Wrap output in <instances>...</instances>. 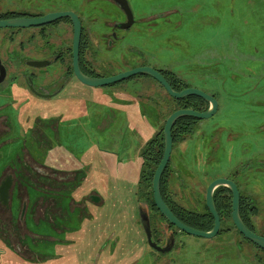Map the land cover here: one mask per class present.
Segmentation results:
<instances>
[{"label": "rangeland", "instance_id": "obj_1", "mask_svg": "<svg viewBox=\"0 0 264 264\" xmlns=\"http://www.w3.org/2000/svg\"><path fill=\"white\" fill-rule=\"evenodd\" d=\"M127 1L137 22L124 31L126 36L118 45L107 49L102 35L109 28L104 22L115 18L117 11L108 1L92 0V12L94 5L96 11L92 23L85 25L86 55L92 58L95 73L110 77L135 67L150 66L171 73L181 89H198L214 97L218 110L209 118L198 119L187 141L197 164L192 180L189 178L192 194L183 204L193 213L202 212L205 196L197 192L203 185L210 183L212 176H226L239 169L249 187L257 191L251 206L256 208L254 223L264 231V0ZM34 8L49 13L74 9L80 14L90 8V1L0 0L3 11ZM6 32L9 30L0 28V51L4 58L11 59L17 54H9L4 40ZM48 73L51 78L52 72L48 70ZM75 81L68 83L55 99L37 98L24 89L25 93L15 90L11 93L10 100L14 103L9 111L8 108L4 111L10 117L0 120V144L8 142L0 147V159L10 147L20 153L23 145L26 147L23 154L31 160L33 168L38 169V161L40 167L53 175L48 180L42 176L34 180L30 176L26 178L31 182L27 186L19 183V192L26 201L23 209H28V215L21 226L12 220V213L15 215L22 207L18 197L12 211L0 210L3 243L11 245V240H17L21 250L26 251L22 254L32 259L27 264H257L250 258L255 250L245 244L239 248L230 242L232 234L227 232L212 238L179 232L175 245L164 253L141 247L144 235L133 224L138 190L135 150L153 136L158 123L155 115L159 119L167 116L173 108L174 104L170 103L173 99L141 73L100 87ZM50 124L58 126V133L52 129L51 134ZM36 126L48 130V144L29 149L28 143L37 139L29 136L30 129ZM10 128L12 134L5 137ZM131 129L143 135H131ZM7 137L15 141L4 140ZM94 145L96 149H113L127 158L130 161L127 174L133 180L106 182L105 177L99 178L101 173L96 174V179L92 174L93 157L97 155ZM2 165L0 162V170ZM180 166H177L180 180L186 182L190 173ZM106 167L114 172V166L106 163ZM74 169H79V177L72 183L57 181L56 177L63 174L55 172ZM195 173L209 178L197 180ZM43 187L52 189H48L51 193L44 201L39 195ZM92 188L104 199L97 213L105 221L95 222V227L92 223L95 207L89 201ZM57 192L68 194L58 197ZM58 201L62 203L60 220ZM77 207L80 216L76 214ZM71 208L76 209L73 212ZM126 209L127 228L123 221ZM47 219L55 221V226L60 228L58 233L46 225ZM98 224H105L99 229V234L104 232L99 240L104 242L111 231L109 243L115 247L109 243L105 247L92 243ZM69 228L72 229L67 231ZM59 237L72 241L59 242ZM0 248V261L2 258L7 261L9 251L5 252L7 248L3 245ZM11 260L8 264L20 263L16 256Z\"/></svg>", "mask_w": 264, "mask_h": 264}, {"label": "flooded vegetation", "instance_id": "obj_2", "mask_svg": "<svg viewBox=\"0 0 264 264\" xmlns=\"http://www.w3.org/2000/svg\"><path fill=\"white\" fill-rule=\"evenodd\" d=\"M89 1H90V8L84 11L83 13L80 12L79 14L78 13L79 11L77 12L74 9H69L67 11L74 12L78 16L81 25V38L79 44V67L81 71L84 74L91 77H101L99 74L95 73L94 65L92 63V58L86 55L87 31L85 25L86 23H92V19H93L92 16L96 11V6L94 5L93 6L94 12H92V0ZM105 1H108L110 4H112L114 9H116L117 11V15L115 18L109 21L106 20L104 22V26H107L109 28V32H105L102 35V40L106 48L113 49L126 36L124 34V31L126 32L130 30L133 27V25L137 22V19L133 15L134 22L131 24V26L126 29L120 28L122 23H124L127 19L125 13L114 3V1L112 0H105ZM47 13L49 12H44L43 10L38 8L28 9V10H12V9H8L6 11L0 10V19L3 20V19H13L20 17L39 18ZM6 29L9 30V32H6L7 34L4 36V40L6 46L9 49V54L16 53L17 55L13 54L11 59H7L2 56V53L0 51V62L5 70V77L3 81L0 82V120L10 117V115L5 114L4 111L7 110V108L9 111L11 104L14 103V101L10 100L11 93L14 90L17 93L24 92L25 90L28 94L37 98L55 99L57 95L65 89L68 83L71 82L76 83L75 80L79 81L73 74V68H72L73 24L69 18L63 17L44 25L34 26L29 28H6ZM24 29L25 31H23ZM69 41L70 44L68 45ZM48 70L52 72L51 78H49L48 76L49 74ZM155 70L161 73L167 81L170 80L172 84H176V78L173 75L171 76L170 75L171 73H169L164 69H155ZM61 71H62V75L59 76V72ZM63 73L64 74L66 73V76ZM151 80H153L160 87H162L153 78H151ZM163 90L165 91L164 88ZM181 90L182 89L176 91H181ZM1 101H5V102L1 103ZM170 103L174 104L172 106L174 108L176 101L173 100ZM185 105L188 106L185 108L193 109L198 112H204L209 107L208 102L196 96H187ZM171 110L172 108L167 113V116H165L164 118L161 117V119H159L158 115H155V120L158 121L156 130L155 132H153V134H151L153 135L151 138H149L147 141H144L143 144H138V147L135 150V155L137 157L136 156L134 157L137 165L136 166L137 170L135 173L137 176L138 190L137 193L135 194L136 207H135V217L133 220V224H135L138 229L141 228V231L144 235V239L141 243L142 245L141 247L143 248V245L147 246L152 251L157 253L160 252L152 249L148 244L147 236L144 230V222L142 219V214L144 216L147 215V219L151 228L152 239L160 247H164L167 245L170 239V235L172 233L174 234V245H175L176 237L180 232L178 229L175 230L174 226L169 225L168 222L161 216L159 210L154 205L153 194L151 192L154 172L163 158V151H164L163 127L165 120L173 112ZM197 123H198V119L189 116L179 118L174 123L171 130L172 139H173L172 150L170 153V157L167 161V164L163 170L160 181V193L164 202L174 213V215L180 221H182L188 226L203 225L204 222V219L201 217L200 218L193 217L191 215L192 211H190L185 206V204H183L184 199L192 194V191L189 186V178L190 181L193 178L194 165L197 164V160L193 156L191 146L189 145V143H187V141L188 139L189 140L191 139L190 135L194 131ZM50 126H51L50 131L52 132L51 133L52 135H53V130L55 133H58V126L55 125L53 126V124H50ZM39 128H40L39 126H36L30 129L31 134H29V136L30 137L35 136L37 139L35 141L31 140L28 143L27 148L30 149V147L40 148L41 146H47L49 139V134L47 133L48 130H41V128L40 129ZM130 131L132 132L131 135H136V134L140 135L138 137H141L143 135L141 133H134L135 132L134 129H131ZM12 132H13V128H10L9 132L5 135V137L12 134ZM118 135H124V133H119ZM4 140L9 142L15 141L13 138L10 137L5 138ZM7 143L8 142L1 143L0 147ZM49 146L52 148V144H49ZM94 147H95L94 152L97 155L93 157L92 174H95L96 179H97L96 174L101 173L103 175H98L99 178L105 177L106 182H108L109 179L110 182L113 179L116 182L120 181V183L125 181L129 182L130 180H133L130 178L131 176L127 174V168L130 163V161L127 158L121 157L118 154V152L113 149H107L106 147L104 149L101 148L96 149L95 145ZM25 148L26 147L22 145L20 149V153H18L17 148H15L13 151V148L10 147V149H8L6 152L3 153L0 159V162L3 163L0 170V210L3 211L6 210L9 212L11 209L12 211V205L15 197L20 198L22 207L20 208V211L17 212L15 215L12 213V217H11L14 223L18 224V226L22 225L21 223L22 220L25 222L26 220L25 218L28 215L27 214L28 209L26 210L23 209L25 206L24 202L26 201L19 192L20 191V188L18 187L19 183L26 184L27 186L31 182H29V180L26 178H31L30 176H33L34 180L39 176L40 177L42 176L44 179L48 180L49 178H52L53 175L50 172H47L44 167L42 166L40 167L38 165L39 164L38 161L36 165L39 170L33 168L31 164V160L27 159L25 157L26 155L23 154L22 149ZM97 150L100 151L101 154L98 153ZM193 157H194V161H193ZM3 158L6 160L1 161ZM105 158H107V161L105 160ZM201 158H203V156ZM106 163H108V165L110 166H114L115 168L114 172L113 171L111 172L106 167ZM177 166L188 169V172L190 174L189 177L186 178V182L180 180L179 170ZM106 168L108 170H106ZM78 171L79 169H74L72 171H67V172L57 171L55 172L56 174L62 173L63 176L60 178L56 177V179L57 181H63L62 182L63 184H70L72 183V181H74L76 178L79 177ZM200 175L202 174L195 173L194 178L197 180L200 179V181H203L206 177L209 178V176H200ZM216 179H225L233 182L236 185L240 196L239 211H240V215L242 216L241 218L244 224L250 231L264 237V231L258 228L254 223L255 213L253 212H255L256 208L252 207L251 203L252 200L255 199V195L257 193L255 187H249L248 182L245 180V178L241 177L239 169L238 171L237 170L231 171L226 176H212L210 183ZM95 181L96 180H94V182ZM149 183L151 184V191H149L148 188ZM210 183L206 182L203 185V188L197 193L201 194V196L204 197L206 194V189L208 187L207 185H209ZM75 188L76 187H72V189ZM43 189L45 188L43 187L41 192L39 191L40 192L39 195L43 201L48 200V196H49L48 193H51V191H48V189L50 188H47L45 190ZM35 190L38 189L35 188ZM57 193H58V197L59 195L62 196L68 194L66 192L65 193L57 192ZM213 199L216 209L218 206L219 209L223 211L222 215L225 213L224 209L227 206H230V214H231L232 193L227 185L217 186L213 191ZM89 201L92 203V206L95 207L94 209H92V223H93V227H95L94 226L95 222L104 220L97 213V210L100 213L101 206L104 204V199L102 195L95 188H92V194L89 196ZM61 204H62L61 201H58L56 203L60 212V213L58 212L60 216L59 220L63 216L62 210L60 209L62 208ZM203 205H204L203 207L204 210L200 213H205L207 209L205 205V198H203ZM77 208H78L77 210L78 212L76 214L80 216L81 211L79 207ZM75 209L76 208L74 209L71 208L70 211L74 212ZM123 211L125 212L124 214L125 217L123 218V221H124V225H126V221H128L126 217L129 214V212L128 209ZM221 218L222 216L220 217V219ZM54 222H55L54 220L52 221L47 219L46 225L49 226L51 225L54 229L53 231L58 233L57 231L60 228L55 226ZM98 225L100 227L94 229L96 230V237L101 236L104 233L101 232V234H99V229L102 230L101 228L105 224L104 225L98 224ZM127 227L128 226L126 225V228ZM71 229L72 228H69L67 231H70ZM107 230L108 228H106V231ZM220 232L231 233L232 238L230 239V242L239 245V248L240 247L243 248L242 244H245L248 246L249 249H254L255 251L252 253L253 257L250 256V258L255 259V262L257 264H264V255H263L264 251L258 248L257 246H255L254 244H252L250 241H248L243 235H241L233 223L223 222L221 219V226L218 234ZM111 234L113 235V233L109 231L108 236L104 237L105 241L104 242L100 241L101 247H105L107 243L112 242V240L109 237ZM57 240H59V242L72 241L68 239L62 240V238L60 237ZM10 243L11 245L6 242L5 245L1 240V236H0V244L7 248L5 252L9 251L8 253L9 257H6L7 261H4L2 258L0 264L1 262H7L5 264H8V262L12 261L11 258L14 256L19 258L20 261L19 264H27L29 263V260H32L31 257H27L25 256V254H22V253H26V251L21 250V245L17 240H11ZM130 243L131 242L128 241V244ZM109 245L115 247V245L111 243H109ZM120 246H122V244H120ZM126 260L128 261V259Z\"/></svg>", "mask_w": 264, "mask_h": 264}, {"label": "water", "instance_id": "obj_3", "mask_svg": "<svg viewBox=\"0 0 264 264\" xmlns=\"http://www.w3.org/2000/svg\"><path fill=\"white\" fill-rule=\"evenodd\" d=\"M112 1H114V3L125 13L127 18L126 21L122 23L120 28L126 29L130 27L131 24L134 22V19L128 1L127 0H112ZM63 17L69 18L73 24L72 68H73V74L82 84L90 87H100V86L110 85L117 81L141 73L156 80L165 89L168 95L172 98L180 99L187 96H196L209 103L208 109L204 112H198L188 108H181L173 111L165 120L163 127V144H164L163 158L159 163V165L157 166L152 180L153 201H154V205L159 210L161 216L168 222L169 225L174 226L180 232H184L186 234L197 237L212 238L218 234L221 226V219L213 199V191L217 186L227 185L232 193L231 214H230L232 223L234 224V226L241 235H243L248 241H250L252 244H254L255 246H257L258 248L264 251V237L250 231L246 227V225L244 224L241 218L239 211L240 196L238 189L233 182L225 179H216L208 185L205 194V205L213 218V226L208 231L199 230L190 227L185 223H183L182 221H180L170 210L167 204L164 202L160 193L161 176L172 150L173 139H172L171 130L174 123L179 118L186 116L193 117L195 119H206L213 116L218 108V103L214 97L208 95L202 90L193 89V88H184L181 91H176L170 86L168 81L163 77L161 73H159L157 70L153 69L150 66L135 67L133 69H130L128 71L110 77H91L84 74L79 67V44L81 38V25L78 16L72 11L47 13L39 18L20 17L13 19H3V20L0 19V28H29V27L44 25ZM4 77H5V70L0 62V82L3 81ZM142 219L144 222V230L147 236V241L149 246L160 253L168 252L174 245V234L172 233L170 235V239L166 246L160 247L152 239L151 228L147 219V215L144 216L142 214Z\"/></svg>", "mask_w": 264, "mask_h": 264}, {"label": "trees", "instance_id": "obj_4", "mask_svg": "<svg viewBox=\"0 0 264 264\" xmlns=\"http://www.w3.org/2000/svg\"><path fill=\"white\" fill-rule=\"evenodd\" d=\"M168 81H169V83H170V85L172 86L173 89H175V90H180L181 89V87H179L178 85L172 84L170 82V80H168ZM186 98L187 97L180 98V99H173V100L176 101V104H175L174 108H172L171 111H174V110L179 109V108L188 107L187 105H185ZM148 188H149V191H151V184L150 183L148 185ZM151 201H152V198H151ZM217 210H218V213H219L220 217L222 216L221 219H222L223 222L232 223L231 216H230V206H227L224 209L225 213L223 215H222L223 211L221 209H219L218 206H217ZM191 215L193 217H196V218H200L201 217V218L204 219L203 225H190L191 227L199 229V230H204V231H208V230H210L212 228V226H213L212 216L210 215V213L208 212L207 209H206L205 213H200V212L193 213V211H192Z\"/></svg>", "mask_w": 264, "mask_h": 264}, {"label": "crops", "instance_id": "obj_5", "mask_svg": "<svg viewBox=\"0 0 264 264\" xmlns=\"http://www.w3.org/2000/svg\"><path fill=\"white\" fill-rule=\"evenodd\" d=\"M101 236H98V237H96L92 242H93V244H98L99 246H100V241H102V240H99V238H100Z\"/></svg>", "mask_w": 264, "mask_h": 264}]
</instances>
